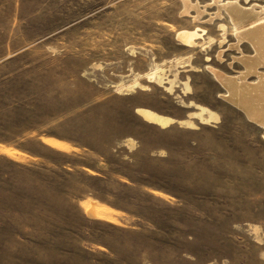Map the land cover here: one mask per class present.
Returning <instances> with one entry per match:
<instances>
[{"label":"rangeland","instance_id":"rangeland-1","mask_svg":"<svg viewBox=\"0 0 264 264\" xmlns=\"http://www.w3.org/2000/svg\"><path fill=\"white\" fill-rule=\"evenodd\" d=\"M263 100L264 0H0V264H264Z\"/></svg>","mask_w":264,"mask_h":264},{"label":"bare ground","instance_id":"bare-ground-1","mask_svg":"<svg viewBox=\"0 0 264 264\" xmlns=\"http://www.w3.org/2000/svg\"><path fill=\"white\" fill-rule=\"evenodd\" d=\"M229 9H231V11L230 12H234V13H236L237 15H238V17H244V18H246V16L245 15H243L242 13H240L239 11H238V9H236L235 7H233V6H230V8ZM238 12H239V14H238ZM236 16V15H235ZM247 18H249V17H247ZM248 20V19H247ZM244 32V31H243ZM246 32V31H245ZM248 32V33H247ZM246 33H242V36L243 37H246V38H248V39H253V38H259V40H258V42L259 41H261L260 39H261V32H250V31H247ZM179 37H180V39L182 40V41H184V42H186V43H188L189 45L190 44H192L193 43V38L194 37H196V33H188V34H185V33H182V34H180V35H178ZM263 38V37H262ZM185 43V44H186ZM258 44V43H257ZM259 45H261V47H263L262 46V44H259ZM191 46V45H190ZM262 49V48H261ZM260 53V52H259ZM256 60H254V62H255ZM247 64L248 63H250V61L248 60V61H245ZM253 62V63H254ZM216 75H217V77H218V79L219 80H221V82L223 83V84H225V85H229L230 87H233V84H234V82H233V80L231 81V80H229V79H227V78H225L222 74H218V73H216ZM232 85V86H231ZM260 102H262L261 103V109H263V111H264V100L263 101H260ZM241 107L243 108V109H245V111L248 113V115H249V117L250 118H252V119H255V120H258V121H262V123H264V115H259V113H256V110L255 109H251L250 108V106H248L247 104H245V105H243V104H241Z\"/></svg>","mask_w":264,"mask_h":264}]
</instances>
